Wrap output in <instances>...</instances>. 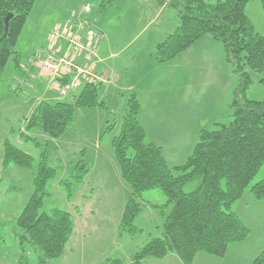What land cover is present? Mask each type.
<instances>
[{
  "label": "rangeland",
  "instance_id": "1",
  "mask_svg": "<svg viewBox=\"0 0 264 264\" xmlns=\"http://www.w3.org/2000/svg\"><path fill=\"white\" fill-rule=\"evenodd\" d=\"M167 1L170 0L165 3L160 0H35L17 45L19 51L26 53L23 57L34 66H37L33 61L35 54L40 55L36 63L47 59L49 32L56 26H64L72 9L89 3L91 11L74 18L83 28L72 32H78L82 42H86L87 28L102 35L92 43L96 44L97 55L86 59L88 65L98 62L103 73L108 74V80L97 86L103 106L80 109L68 131L55 139L41 129L26 131L25 117L32 114L30 107L37 99L56 102L71 97L59 94L38 71L35 81L22 87L20 97L9 96L5 86L13 61L8 62L0 82V220L4 224L0 228V264H19L20 259L24 264L38 261V252L28 243L23 246L16 243L13 231L33 192L42 152L46 154L47 164L57 170L46 187L49 197L45 210L64 209L71 213L74 222L63 254L49 260L50 264H105L109 259L134 264L135 253L150 238L160 235L163 212L170 206L166 205L167 199L158 188L143 192L140 198L143 209L133 222L139 231L131 235L124 233L121 227L131 188L122 178L112 139L120 132L126 99L136 91L132 86L141 84L142 109L157 110L160 115L155 118L160 119L158 121L146 116L151 126L146 129L145 141L161 143L157 145L162 147L167 163L174 170L175 166L186 162L193 150L176 143L185 142V145L192 135L197 142L201 130L214 129L215 123L231 120L229 105L238 83L221 43L209 35L172 59L157 58L158 44L180 23L178 9ZM246 12L255 30L264 35L262 2L249 1ZM251 76L252 83L245 96L264 100V83L260 81L264 74L252 72ZM17 85L18 80L16 84L10 83L11 89H16ZM75 92L79 93L80 89ZM172 130H177L178 134L171 136ZM23 134L35 137L40 146L33 140L26 141ZM5 139L33 156L30 168L3 165ZM81 157L90 161L92 169L69 196L60 180L70 175ZM259 179L260 173L250 185ZM197 181L187 183L185 191L193 190ZM254 216L256 220L252 218L248 225L240 218L250 233L244 241L230 245L225 256L200 253L193 264H253L264 249V224L260 223L259 214ZM176 255L162 259L148 257L142 263L176 264L172 262Z\"/></svg>",
  "mask_w": 264,
  "mask_h": 264
},
{
  "label": "trees",
  "instance_id": "2",
  "mask_svg": "<svg viewBox=\"0 0 264 264\" xmlns=\"http://www.w3.org/2000/svg\"><path fill=\"white\" fill-rule=\"evenodd\" d=\"M249 1L252 0L167 1L178 9L180 23L158 44L157 58L172 59L209 35L221 43L238 83L229 105L231 120L215 123L214 129L201 130L186 162L174 167L178 173L167 163L161 146L145 141L146 130L139 119V96L136 92L128 95L120 132L112 139L122 178L131 188L121 218L123 232L133 235L139 231L133 222L143 209L140 202L143 192L161 189L166 205L170 206L163 212L160 235L150 238L135 253L134 264H143L148 257L162 259L170 253L177 254L183 264H193L200 253L225 256L230 245L244 241L250 233L234 211V204L247 190L254 199L264 202V179L250 185L264 167V100L249 99L245 92L252 83V72L264 74V35L255 30L247 15ZM260 1L264 8V0ZM34 2L0 0V82L10 60L17 68H22L17 43ZM9 14V29L5 34V19ZM260 81L264 83V76ZM97 86L86 83L72 100L40 101L34 112L25 118L26 131L37 128L52 138H61L80 109L103 106ZM25 134L26 141L33 140L40 146L35 137ZM33 159L30 153L4 140V166L30 168ZM90 168L88 160L81 157L70 175L60 180L69 196L83 183ZM56 173V168L47 164L46 154L42 152L33 192L13 231L16 243L22 246L28 243L38 252L36 264H50L49 260L60 257L74 230L70 212L56 207L45 210L49 197L46 187ZM195 179L197 186L185 191L186 184ZM3 226L0 220V228ZM18 263L24 264V261L20 259ZM105 264L124 263L109 259ZM253 264H264V249Z\"/></svg>",
  "mask_w": 264,
  "mask_h": 264
},
{
  "label": "built area",
  "instance_id": "3",
  "mask_svg": "<svg viewBox=\"0 0 264 264\" xmlns=\"http://www.w3.org/2000/svg\"><path fill=\"white\" fill-rule=\"evenodd\" d=\"M90 11L91 5L89 3H81L78 8L70 11L69 19L64 26H56L48 34L50 56L40 64L50 75L51 86L56 88L61 95H67L73 90L80 89L86 83L99 84L108 80L107 73L97 74L93 65L80 64L75 59L76 55H81L84 51H87L90 57L97 55L91 40L94 37H100L98 32L87 28L88 41L86 42L81 41L78 32H72V30L78 31L81 28V25H78L74 18ZM61 41L66 42L70 50L63 51L59 44ZM39 58L40 55L35 54L33 61L36 63Z\"/></svg>",
  "mask_w": 264,
  "mask_h": 264
},
{
  "label": "crops",
  "instance_id": "4",
  "mask_svg": "<svg viewBox=\"0 0 264 264\" xmlns=\"http://www.w3.org/2000/svg\"><path fill=\"white\" fill-rule=\"evenodd\" d=\"M78 24V23H77ZM79 25V24H78ZM81 28H83V25H81ZM80 28V29H81ZM86 30V29H85ZM79 34V33H78ZM102 35L100 34V37ZM205 37V36H203ZM20 38V37H19ZM85 41H88V36L85 33ZM99 37H94L91 42L93 43V41L95 39H98ZM201 39V38H200ZM48 42L49 40L46 39ZM19 41V40H18ZM62 46L63 51H67L70 50L67 46V43L64 41H61L59 43ZM18 45V43H17ZM96 46V44H95ZM188 50V49H187ZM19 51V50H18ZM72 51V50H71ZM186 51V50H185ZM20 56H21V64H22V68H17L13 62V64L11 65V68H7L8 66L5 67V71H7V76L9 77V82L6 84L5 88H6V93L9 96H14V95H18V97H20L19 93L23 92V86L28 85V83H33V81H35L36 78H34L35 74L38 72H40L39 76L41 77H47L49 79V81H51V77L48 74L47 71H45L42 67L41 64L39 63H35L37 66H34L33 63L27 61L26 57H23L22 54H26L22 49L21 51H19ZM95 57V56H93ZM92 57V58H93ZM86 58H91L88 54L87 51H84L81 55H76V62L80 63V64H88V60ZM94 71L97 74H102L103 70L101 69V67L98 65V62L94 61ZM18 80V85L16 87V89L10 87V83L16 84ZM51 85V84H50ZM52 87V86H51ZM53 88V87H52ZM132 88L136 91H132V92H136L139 96L140 92H141V84H138L137 86H132ZM57 91L56 88H53ZM76 90H73L72 92H70L68 95L71 97V99L68 100H72L74 98V95L78 94L75 92ZM2 96H0L1 99ZM140 98V97H139ZM15 99V98H14ZM45 100V99H37L35 103H33V105H31L30 110L33 113L34 109L37 107V105L39 104L40 101ZM142 105V104H141ZM143 106V105H142ZM33 110V111H32ZM150 115L152 116V118H160V115L158 113L157 110H152V112H147L145 109L143 110L142 107L140 109L139 112V119L141 124L143 125V127L146 129L150 128L151 124L148 122L146 116ZM30 116V115H29ZM28 116V117H29ZM26 118V117H25ZM156 121L160 120V119H155ZM155 123H153V126L155 127ZM147 132V130H146ZM178 134L177 130H172L171 136L172 135H176ZM183 141V140H182ZM195 137L194 135L191 136V138L188 140L187 144L184 145L185 142H180V143H176L177 145H183L182 147L184 148V146H186L188 148V150H192V148L194 147L195 144ZM151 143L154 144H161V143H156L154 141H152ZM188 152V151H187ZM86 158V157H85ZM166 158V157H165ZM87 159V158H86ZM88 160V159H87ZM88 162L90 163V161L88 160ZM91 168L90 171L88 173L87 176H89L91 169H92V165L90 164ZM71 172V171H70ZM260 173V179H264V167L261 169ZM259 179V180H260ZM234 211L238 214V216L242 219L244 218V223L246 225L249 224V222H251V219L253 218L255 219L254 214H259L260 215V223L264 224V202L263 201H259L253 198L252 194L250 193V191L245 192V194L243 195V197L241 199H239L235 204H234ZM241 211H240V210ZM248 223V224H247ZM171 255H176L175 253H170L169 255L166 256L169 257ZM199 255V254H198ZM197 255V257H198ZM176 264H183L180 260V258L176 255V258H173L172 262Z\"/></svg>",
  "mask_w": 264,
  "mask_h": 264
},
{
  "label": "water",
  "instance_id": "5",
  "mask_svg": "<svg viewBox=\"0 0 264 264\" xmlns=\"http://www.w3.org/2000/svg\"><path fill=\"white\" fill-rule=\"evenodd\" d=\"M11 17V14H9L6 19H5V34H7L8 29H9V19ZM153 26V25H152Z\"/></svg>",
  "mask_w": 264,
  "mask_h": 264
}]
</instances>
